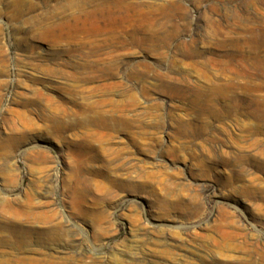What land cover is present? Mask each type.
<instances>
[{
    "label": "rangeland",
    "instance_id": "374dc122",
    "mask_svg": "<svg viewBox=\"0 0 264 264\" xmlns=\"http://www.w3.org/2000/svg\"><path fill=\"white\" fill-rule=\"evenodd\" d=\"M108 1L0 0V264H264V126L192 104L262 99L264 0Z\"/></svg>",
    "mask_w": 264,
    "mask_h": 264
},
{
    "label": "bare ground",
    "instance_id": "6f19581e",
    "mask_svg": "<svg viewBox=\"0 0 264 264\" xmlns=\"http://www.w3.org/2000/svg\"><path fill=\"white\" fill-rule=\"evenodd\" d=\"M94 1V0H93ZM92 1H90L89 2V4L91 3ZM100 2V1H99ZM101 3L102 4H104V5H107L108 3H109V1L108 0H101ZM91 5H92V3H91ZM34 20V19H33ZM216 33V32H215ZM254 40V38H253V36H251L250 37V40H248L247 42L248 43H252L253 44V41ZM256 40V39H255ZM240 47V46H239ZM235 49V48H234ZM236 50V49H235ZM237 50H238V48H237ZM242 53V52H241ZM248 55V54H247ZM225 59L224 60H220L221 61V66H223V67H221V69H223V71H228V73H226V74H228L229 76H231L230 75V72L233 74L231 77H229L228 76V78H225V79H222L223 81H221V82H218V83H216V81H215V83H213V82H211V81H207V79H206V83L207 82H209L207 85H205L206 87L205 88H203L205 91L207 90V92L209 93V94H211V98H209L208 100H206V101H203V99L201 98V100L202 101H198V100H193L192 101V104H194V105H196L197 107L198 106H200L201 108H202V110L203 109H205V110H207V111H209V112H211V113H213V112H215L214 111V109L216 108V104H217V102H220V101H218L219 99H222L223 101H225L226 103H228L227 105H225V106H221L220 108L223 110V113L225 114V116L228 114H232V113H236L237 112V110L236 109H231V108H240V107H243L242 108V110H244V112L242 113V115L243 116H245V117H247V118H249V117H252V118H254V119H256L258 122H259V124L258 125H254V126H252V125H250V124H248V123H246V125L245 126H247V128L249 129V130H251V131H255V130H260V129H262L261 128V126H264V96L262 97V99H255V98H250L249 97V95H247L248 93H251L250 92V90H249V87H251V85H253V76L252 75H250V74H248V73H245V72H242V70H240V69H237L236 67V63H234L233 61H234V55L233 54H231V53H229V54H226L225 56ZM248 57V56H247ZM242 58V57H241ZM244 58H246L245 57V55H243V59ZM254 58V57H253ZM258 58V57H257ZM235 59H237V58H235ZM245 60H247V59H245ZM260 60V59H259ZM263 61H264V59H262ZM261 60V61H262ZM241 61H243L242 59H241ZM258 61V60H257ZM210 62V61H209ZM214 61H212V63H213ZM207 63V62H206ZM216 63V62H215ZM244 63V62H243ZM257 63V62H256ZM260 63V62H259ZM263 64H264V62H262ZM261 63V64H262ZM210 64H211V62H210ZM214 64V63H213ZM245 64H246V61H245ZM253 64V63H252ZM205 65V64H204ZM216 65V64H215ZM218 65V64H217ZM238 65V64H237ZM241 65V64H240ZM243 65V64H242ZM255 66V65H254ZM257 66V65H256ZM255 66V67H256ZM239 67V66H238ZM253 67V66H252ZM240 68V67H239ZM243 68V67H242ZM244 69V68H243ZM256 70H259L260 71V74H261V81L260 82H256L254 85L256 86V87H262V88H264V81H262V78L264 79V66L262 65L261 67H259L258 69H256ZM220 71V70H219ZM222 73V72H221ZM220 73V74H221ZM224 74V73H223ZM225 74V75H226ZM223 76V75H222ZM252 76V77H251ZM255 76V75H254ZM260 76V75H259ZM210 77V76H209ZM218 77V76H217ZM216 77V78H217ZM237 77H239V79H237V80H240V77L242 78V77H245L246 79H247V81L245 82V84H243L242 86L244 87V88H242L243 90H245L244 91V95H246V96H239V95H235V93H234V91H231V87L232 88H236V87H241V85H239V83H238V81H236V78ZM255 77H257V75L255 76ZM211 78V77H210ZM215 78V79H216ZM214 79V80H215ZM219 79H221V78H219ZM210 80V79H209ZM212 80V79H211ZM213 81V80H212ZM205 82V81H204ZM197 86V85H196ZM203 87H204V85H203ZM239 87V88H240ZM261 88V89H262ZM199 91V90H198ZM261 91V90H260ZM204 92V91H203ZM204 94H206V92L204 93ZM203 94V95H204ZM199 95H202V94H199ZM201 97V96H200ZM203 97V96H202ZM207 99V98H206ZM222 101V102H223ZM231 102V103H230ZM253 103H258V105H260L259 107H257L256 106V108H254L253 107ZM225 104V103H224ZM199 108V107H198ZM241 109V108H240ZM246 109V110H245ZM241 110V111H242ZM204 111V110H203ZM101 113V115L103 116V114H102V112H100ZM116 114V113H115ZM120 114V113H119ZM111 115V114H110ZM112 115H113V113H112ZM120 115H122V114H120ZM215 115V114H214ZM222 115V114H221ZM105 116V115H104ZM103 116V117H104ZM116 116V115H115ZM240 116V115H239ZM113 117V116H112ZM118 117H120V116H118ZM116 118V117H115ZM107 119V118H106ZM126 119V118H125ZM53 120V119H52ZM111 120H113L114 121V118H112ZM247 120V119H246ZM108 121V120H107ZM125 121V120H124ZM254 121V120H253ZM51 122V121H50ZM127 122V121H126ZM55 123V122H54ZM103 123H104V121H103ZM107 123H109V122H107ZM112 123V122H111ZM114 123H115V121H114ZM124 123V122H123ZM239 123V122H238ZM59 124V123H58ZM106 124V123H105ZM104 124V125H105ZM116 124V123H115ZM120 124V123H119ZM122 124V123H121ZM125 124V123H124ZM129 124H130V122H129ZM254 124V123H253ZM57 125V124H56ZM103 125V126H104ZM131 125V124H130ZM240 126V125H239ZM109 127H110V125H109ZM125 127V126H124ZM112 128V127H111ZM115 129V128H114ZM243 129V128H242ZM244 130V129H243ZM261 132V131H260ZM249 133V132H248ZM257 134V133H256ZM104 135H105V133H104ZM256 142V141H255ZM254 144V143H253ZM257 145V144H256ZM88 146H90V145H88ZM91 147V146H90ZM93 148V147H92ZM94 149V148H93ZM120 151V150H119ZM118 153V152H117ZM116 154V153H115ZM91 156V155H90ZM32 157H34V156H32ZM250 157V156H249ZM94 158V157H93ZM253 158H255V159H253L252 160V162H254V161H257V163H256V165L255 166H257L258 168H263L264 169V161L263 160H260V161H258L257 160V156L255 155V156H253ZM40 159V158H39ZM109 159V158H108ZM110 159H112V158H110ZM122 159V158H121ZM241 159V158H240ZM239 159V160H240ZM248 158L247 157H245L244 158V160H247ZM252 158H250V160H251ZM36 160V159H35ZM34 160V161H35ZM43 160V159H42ZM87 160V159H86ZM40 161V160H39ZM90 161V160H89ZM37 162V161H36ZM87 162V161H86ZM108 162V161H107ZM251 162V161H250ZM121 163V162H120ZM253 164H255V162L253 163ZM121 165V164H120ZM244 165V164H243ZM243 170V169H242ZM128 171V170H127ZM130 171V170H129ZM124 172V171H123ZM125 173V172H124ZM72 190V189H71ZM74 191V190H73ZM74 193V192H73ZM29 200V199H28ZM8 203V202H7ZM30 203V202H29ZM31 205V204H30ZM7 209V208H6ZM29 210V209H28ZM31 210V209H30ZM53 210V209H52ZM7 211V213H8V210H6ZM48 211V210H47ZM10 212L12 213V215L14 216V217H16V216H19V215H23V216H25L26 218L27 217H33V218H36V219H39V220H48V219H50V220H52L51 218H54L55 216H57L56 215V213L54 212V211H51V210H49V212H44V213H36V214H32V213H30L29 211L27 212V211H23L22 209L21 210H19V209H11L10 210ZM9 212V213H10ZM6 213V214H7ZM9 215V214H8ZM6 217V216H5ZM10 217V216H9ZM11 219H13V218H11ZM11 221V220H10ZM30 221V220H29ZM32 221V220H31ZM11 223H12V221H11ZM13 223H14V221H13ZM12 223V224H13ZM15 224V223H14ZM8 227V226H7ZM6 227V228H7ZM12 227V226H11ZM15 226H13L11 229H10V227L9 228H7V230L9 229V231L11 230V232H13V234H14V237H16V238H18V241H16L17 242V244L18 245H25V236L27 235H29V234H24V233H29L28 231H19V233H18V229L17 230H15V228H14ZM6 228H4V230L6 229ZM51 228V227H50ZM52 228H53V226H52ZM55 228V227H54ZM60 228V227H59ZM1 229V228H0ZM13 229V230H12ZM20 230V229H19ZM17 231V232H16ZM51 231V230H50ZM54 231V230H53ZM7 232V231H6ZM58 232V231H57ZM12 234V233H11ZM9 235V234H8ZM65 235V234H64ZM53 236V235H52ZM57 235H54L53 236V240H55V239H57V237H56ZM60 236V235H59ZM5 237H7V236H5ZM14 237H12V238H14ZM21 237L23 238L24 237V240H22L21 239ZM51 237V236H50ZM3 239H5V238H3ZM8 239V238H7ZM7 239H5V240H7ZM27 239V238H26ZM11 240V239H10ZM46 240V239H45ZM58 240V239H57ZM61 240V239H60ZM1 242H2V240H0ZM31 241V240H30ZM4 242V241H3ZM6 242V241H5ZM4 242V243H5ZM7 244L9 243V242H6ZM5 243V244H6ZM29 243V242H28ZM27 243V244H28ZM3 244V243H2ZM4 245V244H3ZM12 245V244H11ZM29 245H31V243L29 244ZM17 246V245H16ZM74 246V245H73ZM47 248H48V246H47ZM30 251V250H29ZM32 251V250H31ZM14 255V254H13ZM16 256V255H15ZM15 258V257H14ZM13 258V259H14ZM4 258H2V260H3ZM11 259V258H10ZM22 260V259H21ZM69 260V259H68ZM72 260V259H71ZM73 260H75V262H77V263H73L72 262V264H79L80 263V259L79 258H74ZM9 261V260H8ZM79 261V262H78ZM23 262V261H22ZM5 263V262H4ZM53 263V262H52ZM65 263V262H64ZM63 263V264H64ZM68 263V262H67ZM42 264H43V262H42ZM49 264V263H48ZM51 264V263H50ZM59 264V263H58ZM62 264V263H61Z\"/></svg>",
    "mask_w": 264,
    "mask_h": 264
}]
</instances>
